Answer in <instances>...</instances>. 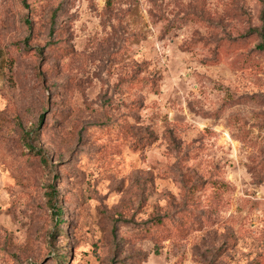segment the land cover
Here are the masks:
<instances>
[{
	"label": "rangeland",
	"instance_id": "374dc122",
	"mask_svg": "<svg viewBox=\"0 0 264 264\" xmlns=\"http://www.w3.org/2000/svg\"><path fill=\"white\" fill-rule=\"evenodd\" d=\"M0 264H264V0H0Z\"/></svg>",
	"mask_w": 264,
	"mask_h": 264
},
{
	"label": "trees",
	"instance_id": "16d2710c",
	"mask_svg": "<svg viewBox=\"0 0 264 264\" xmlns=\"http://www.w3.org/2000/svg\"><path fill=\"white\" fill-rule=\"evenodd\" d=\"M29 147H31L32 148V146L31 145H29ZM64 209L62 208V207H58L57 209H56V211H55V213L59 216V218H61V216H63V214H64ZM59 220H63V219H58V221ZM58 225V224H57Z\"/></svg>",
	"mask_w": 264,
	"mask_h": 264
}]
</instances>
